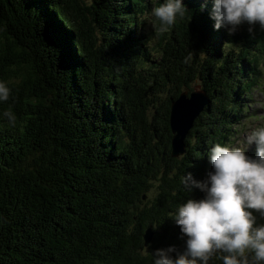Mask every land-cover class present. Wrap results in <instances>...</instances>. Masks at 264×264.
<instances>
[{"label": "trees", "instance_id": "trees-1", "mask_svg": "<svg viewBox=\"0 0 264 264\" xmlns=\"http://www.w3.org/2000/svg\"><path fill=\"white\" fill-rule=\"evenodd\" d=\"M160 2L0 0V264H152L156 249L183 250L171 214L204 193L182 177L204 180L212 145L253 114L264 29L230 34L213 0H182L183 19L143 32ZM199 85L210 103L173 157L171 102Z\"/></svg>", "mask_w": 264, "mask_h": 264}, {"label": "clouds", "instance_id": "clouds-1", "mask_svg": "<svg viewBox=\"0 0 264 264\" xmlns=\"http://www.w3.org/2000/svg\"><path fill=\"white\" fill-rule=\"evenodd\" d=\"M185 12L182 0H162L144 19L153 25L154 18L163 32ZM211 17L217 29L226 27L231 34L246 23L252 33L256 25L264 29V0H213ZM191 58L189 54L183 62ZM9 96V87L0 81V103ZM248 98L245 111H264V86L258 85ZM2 115L15 123L10 110ZM233 132L232 141L210 148L212 171L204 180H194L190 173L182 177L185 189L195 187L204 196L177 204L171 217L180 228L184 248L156 249L152 264H264V223L259 222L264 219V121L241 120ZM253 144L254 157L247 155Z\"/></svg>", "mask_w": 264, "mask_h": 264}, {"label": "water", "instance_id": "water-1", "mask_svg": "<svg viewBox=\"0 0 264 264\" xmlns=\"http://www.w3.org/2000/svg\"><path fill=\"white\" fill-rule=\"evenodd\" d=\"M210 103L207 92L200 86H196L193 91H183L171 102L170 128L172 131L171 155L179 157L186 151V137L190 129L194 126L197 116ZM154 231L148 227L144 233L145 245L152 240Z\"/></svg>", "mask_w": 264, "mask_h": 264}, {"label": "rangeland", "instance_id": "rangeland-1", "mask_svg": "<svg viewBox=\"0 0 264 264\" xmlns=\"http://www.w3.org/2000/svg\"><path fill=\"white\" fill-rule=\"evenodd\" d=\"M86 2H89L90 0H85ZM149 14V13H148ZM148 14H147V16H148ZM147 16H145V17H147ZM145 17H143V18H145ZM145 21V20H144ZM153 28H154V26L153 25H151V24H149L147 21H145V25H144V27H143V32H145V31H147L148 33H151L152 32V30H153ZM153 39V38H152ZM154 44V40L153 41H150V43H149V45H153ZM154 54H155V56H157L158 55V53H156V52H154ZM262 69H263V72H262V74L258 77V79H257V81H256V83L257 84H255L252 88L254 89V88H256L258 85H262V86H264V64L262 65ZM200 86V85H199ZM252 89V90H253ZM252 94V93H251ZM248 103H249V100H248ZM251 113H253V114H250V115H248V116H246V117H244L242 120H250V119H255V120H258V121H264V111H260V112H251ZM232 135H231V138H230V140L232 141V139H233V136H234V132L232 131V129H231V132H230ZM230 142V141H229ZM251 147V146H250ZM250 147L248 148V150H247V154H248V151H249V149H250Z\"/></svg>", "mask_w": 264, "mask_h": 264}]
</instances>
